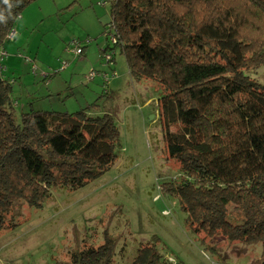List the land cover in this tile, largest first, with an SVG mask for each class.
I'll return each instance as SVG.
<instances>
[{
	"label": "trees",
	"instance_id": "16d2710c",
	"mask_svg": "<svg viewBox=\"0 0 264 264\" xmlns=\"http://www.w3.org/2000/svg\"><path fill=\"white\" fill-rule=\"evenodd\" d=\"M32 1L0 0V234L18 224L22 205L41 208L52 190L76 191L104 174L121 148L107 113L30 103L16 120L3 45ZM110 16L131 78L161 88L162 141L179 170L162 190L205 238L264 247V84L250 75L264 64V0H113ZM160 245L155 235L141 242L128 264H174ZM114 249L105 235L70 264H113Z\"/></svg>",
	"mask_w": 264,
	"mask_h": 264
},
{
	"label": "rangeland",
	"instance_id": "374dc122",
	"mask_svg": "<svg viewBox=\"0 0 264 264\" xmlns=\"http://www.w3.org/2000/svg\"><path fill=\"white\" fill-rule=\"evenodd\" d=\"M112 1L34 0L4 42L1 64L17 121L30 103L63 113H107L121 148L111 168L84 187L52 190L41 208L22 205L18 224L1 231L0 264H70L72 253L99 246L105 235L115 242L113 264H128L138 245L154 235L158 250L174 264H264L259 241L205 238L188 224L179 200L162 190L179 170L162 141L161 88L131 78L108 33ZM76 44L79 56L71 52ZM250 75L264 84V64Z\"/></svg>",
	"mask_w": 264,
	"mask_h": 264
},
{
	"label": "built area",
	"instance_id": "2783aa9c",
	"mask_svg": "<svg viewBox=\"0 0 264 264\" xmlns=\"http://www.w3.org/2000/svg\"><path fill=\"white\" fill-rule=\"evenodd\" d=\"M11 36H12V35H11ZM11 36H10V37H11ZM110 38H111V42H115V39H114L113 36H110ZM71 52L74 53L75 55H80V54L82 53V50H81V48L78 47L77 44H76V47L73 48V49L71 50ZM2 55H5V52H2ZM106 59H107V61L110 60V56H109V55H106ZM104 79H105V81L108 80L107 75H105Z\"/></svg>",
	"mask_w": 264,
	"mask_h": 264
},
{
	"label": "clouds",
	"instance_id": "9594fccd",
	"mask_svg": "<svg viewBox=\"0 0 264 264\" xmlns=\"http://www.w3.org/2000/svg\"><path fill=\"white\" fill-rule=\"evenodd\" d=\"M4 3L8 4V0H4ZM3 20H4L3 14H0V21H3Z\"/></svg>",
	"mask_w": 264,
	"mask_h": 264
},
{
	"label": "bare ground",
	"instance_id": "6f19581e",
	"mask_svg": "<svg viewBox=\"0 0 264 264\" xmlns=\"http://www.w3.org/2000/svg\"><path fill=\"white\" fill-rule=\"evenodd\" d=\"M80 48H81V47H80ZM81 50H82V49H81ZM81 54H82V53H81ZM81 54H80V55H81ZM78 56H79V55H78Z\"/></svg>",
	"mask_w": 264,
	"mask_h": 264
},
{
	"label": "water",
	"instance_id": "95a60500",
	"mask_svg": "<svg viewBox=\"0 0 264 264\" xmlns=\"http://www.w3.org/2000/svg\"><path fill=\"white\" fill-rule=\"evenodd\" d=\"M11 35H13V33Z\"/></svg>",
	"mask_w": 264,
	"mask_h": 264
}]
</instances>
